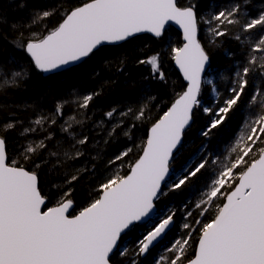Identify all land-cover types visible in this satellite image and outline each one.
I'll list each match as a JSON object with an SVG mask.
<instances>
[{
  "label": "snow or ice",
  "instance_id": "1",
  "mask_svg": "<svg viewBox=\"0 0 264 264\" xmlns=\"http://www.w3.org/2000/svg\"><path fill=\"white\" fill-rule=\"evenodd\" d=\"M241 13L242 3H236L204 16L198 0H60L51 10L31 13L28 0H0V40L11 35L17 55L8 63L20 66L11 73L12 85L19 81L22 87L33 70L47 77L72 72L108 46L142 33L167 45L186 82L171 106L152 123L138 158L123 175L119 169L134 150L137 128L136 123L125 126L123 118L147 121L149 103L156 97L144 89L145 100L135 109L112 107L103 114L97 125L103 132L100 141L108 144L122 134L133 146L104 162L109 171L114 166L116 171L79 211L73 198L75 185L85 172L94 175L95 166L75 164L85 157L91 141L87 135L73 136V125H83L78 116L87 117L101 93H74L75 99L63 95L47 114L36 102L28 107L33 115L41 112L39 118L27 126L20 120L0 126V264H147L173 229H182V235L153 257V264H264V83L253 85L257 78L264 81V10L256 15ZM54 16L58 19L49 27ZM170 24L182 30V46L169 39ZM202 25L207 26L206 42L199 38ZM230 40L242 56L235 55ZM213 49L230 58L228 64L234 70L225 97L214 109L203 106L200 99L202 87L213 83L205 79L213 67ZM138 63L150 66L153 80L168 84L161 53L140 58ZM210 91L217 93L216 88ZM7 94V89L0 93ZM241 105L251 106L256 114L244 123L227 159L205 153L194 163L189 157L179 170L173 168L184 148L185 131L198 111L209 117L201 133L207 138ZM5 107L0 105V110ZM72 110L77 114L70 116ZM58 124L65 135L54 139L53 126ZM10 131L18 132L23 141L44 133L38 142L21 143L23 158L36 170L10 159L6 138ZM49 168L66 173L61 184H53L55 193L40 187L39 173ZM210 169L214 175L209 179ZM174 171H178L175 176ZM185 189L200 191L199 200L179 208L157 207L162 197ZM213 210L212 219L203 222L201 218ZM177 215L182 225L177 224ZM138 227L143 234L125 246L124 240ZM193 232H198V242L189 256Z\"/></svg>",
  "mask_w": 264,
  "mask_h": 264
},
{
  "label": "trees",
  "instance_id": "2",
  "mask_svg": "<svg viewBox=\"0 0 264 264\" xmlns=\"http://www.w3.org/2000/svg\"><path fill=\"white\" fill-rule=\"evenodd\" d=\"M74 3L80 0H73ZM182 3L185 0H181ZM30 12L51 10L54 6L60 3V0H28ZM202 14L207 16L210 12L224 7H232L236 3H242V15L248 12L250 15H256L260 10H264V0H198ZM28 19L27 15L24 17ZM58 17L50 18L48 26L55 24ZM206 25H202V31L199 38L202 42H206ZM168 37L175 46L182 45V37L173 28H168ZM13 41L9 34L6 39L0 40V93L5 89L8 90L7 95H0V105H6L3 110H0V126L9 121H25L28 123L40 117L41 112L32 114V109L28 107L30 104L38 102L41 105L43 114H47L54 106L55 101L63 96H71L75 99V94L98 91L101 94L94 100L91 105V112L87 117L78 116L83 120V125H73V136L87 135L90 137V143L87 145V153L85 157L75 161V164L81 168H93L95 166V174L85 172L79 182L75 185L73 198L77 208L80 210L86 203L95 195V189L99 184L111 177L116 171L115 166L112 171L105 167V161L113 155L122 152L126 147H132V142L122 134L118 135L108 144H103L100 137L103 136L97 125L101 123L103 114L116 107L120 110H126L128 107L135 109L138 103L145 100L144 89H147L153 96L154 101L149 103L150 118L144 122H138L129 118H123L125 126L128 123H136L135 130V146L130 157H126L125 163L120 169V174H125L128 171L130 164L138 158L139 146L146 140L148 130L159 116L171 106V103L177 98L178 94L183 90L185 84L179 73L174 67L168 47L165 44L161 46L160 42L153 39L151 35L144 34L132 38L130 41L118 45H110L102 52L88 59L82 67H76V70L63 74H53L51 77H44L43 74L33 70L29 79L23 82L20 87V82L17 85L11 84V73L20 70L17 64L8 63L9 59L17 55L16 49L13 47ZM229 46L235 52L236 56H242L243 53L236 51L237 44L230 40ZM155 53H161L163 68L168 77V84L165 85L157 80H153L150 75V66L138 63V59L147 58ZM230 58L217 55L213 49V67L208 71L205 79H211L212 85H204L201 92V103L203 106L216 108L218 102L223 99L230 87L231 79L234 78L233 67L228 64ZM123 61V63H121ZM4 79L9 81L4 84ZM264 81L258 78L253 81L254 86H260ZM211 88H216L217 93L210 91ZM13 89H16L13 91ZM252 89H249L251 94ZM37 98H39L37 100ZM244 104H247V97L243 98ZM152 105H155L154 107ZM67 111V109H66ZM82 112L83 110H79ZM68 114L76 115V110L69 111ZM255 110L251 106H238L234 113H230L231 119L225 122L220 128L213 130V133L205 138L201 133L206 129L209 117L202 110L196 113L190 128L185 132L183 137L184 148L180 155L175 159L173 168L179 170L181 166L192 157V162L200 158L202 154H207L210 158L227 159L229 150L233 146L236 137L244 130V123L248 122L255 116ZM106 119V118H105ZM117 119H121L117 117ZM95 121V123H93ZM64 121H59L63 124ZM59 124L53 126L55 132L54 139L65 135L60 131ZM33 127L35 125H32ZM44 133L32 134L27 141H23L19 133L10 131L6 134L7 152L10 159L16 160L21 166L36 170L30 161L23 158L21 154V143H32L34 140L39 141L43 138ZM107 139V137H105ZM99 152V155H98ZM96 157V159H93ZM54 159V158H53ZM56 168H61L57 164ZM71 171H75L72 169ZM178 171H174L173 175H177ZM65 172L59 174L49 168L47 171L39 173L40 187L45 193H55L56 188L53 184H61ZM214 175L213 170H209L208 178ZM63 186V185H62ZM200 188L204 189V182L201 181ZM200 191L196 189H185L183 192L171 193L168 197H162L157 203L158 208H179L185 204L192 205L199 200ZM55 203V198H53ZM49 206H52L51 204ZM213 213L201 218L203 222H208L212 219ZM177 224L182 225L183 220L180 215L176 217ZM199 227V226H195ZM143 234V228L138 227L125 240L124 245H130L138 236ZM182 235V229H173L168 236L159 244L147 259V264H153V257L163 254V250L175 238ZM198 242V232H193V240L189 248V256H191Z\"/></svg>",
  "mask_w": 264,
  "mask_h": 264
},
{
  "label": "water",
  "instance_id": "3",
  "mask_svg": "<svg viewBox=\"0 0 264 264\" xmlns=\"http://www.w3.org/2000/svg\"><path fill=\"white\" fill-rule=\"evenodd\" d=\"M169 27H172L173 29H175L176 31L177 30H179L180 31V34H182V30H180L179 29V26L178 25H175V24H170V26ZM144 34H148V33H142V34H139V35H144ZM138 35V36H139ZM148 35H151V34H148ZM123 43V42H122ZM116 45H118V44H116ZM173 64H174V62H173ZM174 67L176 68V70L178 71V73L181 75V77H182V74L180 73V71H179V69L175 66V64H174ZM53 75V74H52ZM43 76L44 77H47V76H45L44 74H43ZM183 78V77H182ZM185 82V81H184ZM186 83V82H185ZM192 125V124H191ZM150 130V129H149ZM187 130V129H186ZM149 132V131H148ZM163 241V240H162Z\"/></svg>",
  "mask_w": 264,
  "mask_h": 264
},
{
  "label": "bare ground",
  "instance_id": "4",
  "mask_svg": "<svg viewBox=\"0 0 264 264\" xmlns=\"http://www.w3.org/2000/svg\"><path fill=\"white\" fill-rule=\"evenodd\" d=\"M168 28H172V27H168ZM174 30H175V29H174ZM177 32L180 33L179 30H177ZM180 35H181V37H182V34H180ZM125 42H126V41H125ZM182 42H183V40H182ZM123 43H124V42H123ZM181 46H182V45H181ZM175 69H176V68H175ZM177 72H178V71H177ZM179 75H180V74H179ZM180 76H181V75H180ZM181 78H182V77H181ZM182 79H183V78H182ZM183 81H184V80H183ZM184 83H185V82H184ZM150 128H151V127H150ZM189 128H190V127H189ZM189 128H188V129H189ZM188 129H187V130H188ZM187 130H186V131H187ZM148 131H149V130H148ZM186 131H185V132H186ZM169 233H170V232H169ZM169 233H168V234H169ZM168 234H167V236H168ZM167 236H166V237H167ZM166 237H165V238H166ZM165 238H164V239H165ZM164 239H163V240H164ZM158 245H159V244H158ZM158 245H157V246H158Z\"/></svg>",
  "mask_w": 264,
  "mask_h": 264
},
{
  "label": "rangeland",
  "instance_id": "5",
  "mask_svg": "<svg viewBox=\"0 0 264 264\" xmlns=\"http://www.w3.org/2000/svg\"><path fill=\"white\" fill-rule=\"evenodd\" d=\"M161 243H162V241L159 244H161Z\"/></svg>",
  "mask_w": 264,
  "mask_h": 264
}]
</instances>
